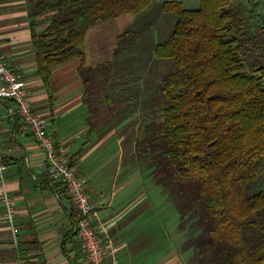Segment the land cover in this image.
Here are the masks:
<instances>
[{
  "label": "trees",
  "instance_id": "obj_1",
  "mask_svg": "<svg viewBox=\"0 0 264 264\" xmlns=\"http://www.w3.org/2000/svg\"><path fill=\"white\" fill-rule=\"evenodd\" d=\"M35 62L49 96L52 67L77 57L90 131L104 92L114 121L112 62L84 66L87 30L150 0H28ZM176 18L154 56L171 59L158 85L159 106L134 131L145 161L180 215L190 264H264V11L260 0H200L195 9L166 2ZM48 25L36 31L38 17ZM136 32L116 38L113 55L131 51ZM155 113H158L155 116ZM105 126V128H106ZM56 145L59 142L55 141Z\"/></svg>",
  "mask_w": 264,
  "mask_h": 264
},
{
  "label": "crops",
  "instance_id": "obj_2",
  "mask_svg": "<svg viewBox=\"0 0 264 264\" xmlns=\"http://www.w3.org/2000/svg\"><path fill=\"white\" fill-rule=\"evenodd\" d=\"M28 7V0H0V51L24 81L30 104L45 119L49 134L54 141L67 146L71 164L96 204V224L107 247L118 245L115 252L107 250L106 262L190 264L192 253L182 248L184 231L178 224L167 230L151 203L149 187L121 172L122 166L140 168L134 138L130 142L120 138L115 123L90 131L87 108L82 102L84 87L78 73L79 58L52 67L49 96L37 73ZM134 20L135 14H123L96 23L87 30L81 44L84 66L114 64L116 73L109 87L112 96L125 95L134 83L117 77L123 65H118L121 55H113L117 36ZM47 25L46 19L37 21L36 31ZM14 109L12 100L0 97L5 187L14 202L18 226L14 243L3 219L0 185V264H87L74 232L73 204L63 187L47 176L44 151L20 118L11 112Z\"/></svg>",
  "mask_w": 264,
  "mask_h": 264
},
{
  "label": "rangeland",
  "instance_id": "obj_3",
  "mask_svg": "<svg viewBox=\"0 0 264 264\" xmlns=\"http://www.w3.org/2000/svg\"><path fill=\"white\" fill-rule=\"evenodd\" d=\"M166 2H178L182 8L195 9L199 6L200 0H150L144 10L135 14L133 23L126 27L136 32L138 42L131 51L118 58V65L125 67H120L121 71L117 77L120 80L127 78L134 83L129 86V92L125 95H121V97L111 96L114 106L113 123L118 126L116 133L126 142H130L134 138L137 124L146 119L147 114L152 116L155 108L159 106V82L164 75L172 70L171 59L156 58L153 52L157 43H161L169 37L176 18L173 9L163 7ZM44 19V16H41L38 17L37 21L40 22ZM103 97L104 92L98 100L100 113L95 118L96 126L99 129L110 123L106 110L107 105ZM157 115L158 113H155V116ZM127 147L125 149H128ZM121 168L122 173H127L128 177H134L135 181L144 182L145 188L149 187L151 203L161 220L165 221L167 230H170L172 225H179L180 215L178 211L160 186L152 180L145 161H140V168L137 169L125 168L124 166ZM260 185L259 188L264 186V172Z\"/></svg>",
  "mask_w": 264,
  "mask_h": 264
},
{
  "label": "built area",
  "instance_id": "obj_4",
  "mask_svg": "<svg viewBox=\"0 0 264 264\" xmlns=\"http://www.w3.org/2000/svg\"><path fill=\"white\" fill-rule=\"evenodd\" d=\"M264 11V0H260ZM0 97L12 100L16 114L29 132L35 137L44 151L47 176L58 182L71 200L74 207V232L87 264H108L106 252H115L118 245L107 247L101 236L94 210L96 204L86 192L84 180L77 175L70 161V153L65 144L56 145L49 134L45 119L35 113L29 100V93L24 81L8 63L6 56L0 51ZM5 158L0 148V185L4 202L3 219L9 226L14 243H17L18 226L13 200L5 187ZM109 248V249H107Z\"/></svg>",
  "mask_w": 264,
  "mask_h": 264
}]
</instances>
